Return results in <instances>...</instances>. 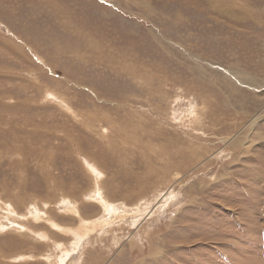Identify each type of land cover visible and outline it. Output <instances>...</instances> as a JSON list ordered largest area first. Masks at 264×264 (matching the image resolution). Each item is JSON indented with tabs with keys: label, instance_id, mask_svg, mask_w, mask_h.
I'll use <instances>...</instances> for the list:
<instances>
[{
	"label": "rangeland",
	"instance_id": "1",
	"mask_svg": "<svg viewBox=\"0 0 264 264\" xmlns=\"http://www.w3.org/2000/svg\"><path fill=\"white\" fill-rule=\"evenodd\" d=\"M0 264H264V0H0Z\"/></svg>",
	"mask_w": 264,
	"mask_h": 264
},
{
	"label": "bare ground",
	"instance_id": "2",
	"mask_svg": "<svg viewBox=\"0 0 264 264\" xmlns=\"http://www.w3.org/2000/svg\"><path fill=\"white\" fill-rule=\"evenodd\" d=\"M111 208V207H110ZM126 208V207H125ZM129 209V208H128ZM125 216V215H124ZM139 220V219H138Z\"/></svg>",
	"mask_w": 264,
	"mask_h": 264
}]
</instances>
